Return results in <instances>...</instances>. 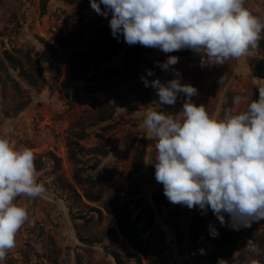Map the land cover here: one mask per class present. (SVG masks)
<instances>
[{
    "label": "rangeland",
    "instance_id": "374dc122",
    "mask_svg": "<svg viewBox=\"0 0 264 264\" xmlns=\"http://www.w3.org/2000/svg\"><path fill=\"white\" fill-rule=\"evenodd\" d=\"M245 6L264 18V0H245ZM110 19L111 14L98 15L90 0H0V55L8 51L30 70L29 60L42 65L37 86L19 76L20 69L7 66L0 71V136L17 148L32 149L38 182L46 187L42 197L18 198L27 206L29 219L17 233L15 248L0 264H119L114 253L125 264H149L150 258L157 264H217L209 258L216 251L229 264L234 254V264H249L252 258L264 264V220L236 231L227 223L222 226L210 209L202 215L199 208L172 204L164 196L163 185L151 170L156 141L143 122L148 110L178 113L184 95L175 106L159 103L156 91L145 87L141 77L151 70L149 80L176 78L171 69L157 66L167 54L130 46L122 35L113 37ZM118 46L109 60L90 66L87 73L78 67V78L73 76L77 51L100 56ZM171 54L179 58L172 67L180 73L181 83L198 90L193 102L204 104L210 114L222 117L228 110L243 111L246 105L233 103L238 95L258 99L254 71L264 72L261 49L222 66H201V55L187 49ZM146 61L151 64L147 66ZM105 77L138 107H124L102 92L99 87ZM102 103L114 107L106 121L100 120ZM70 141L77 143L73 150ZM106 142L111 144L108 153L96 156L92 149ZM49 153L60 159V166L47 160ZM77 174L83 179L92 175L103 184L98 188L78 184ZM116 189L123 190L120 204L131 213L147 246L148 256L140 255L141 263L132 256L137 254L133 242L109 236L118 226L103 205ZM84 190L100 192L102 201L86 200ZM156 196L164 201L160 207ZM92 208L101 209L102 214ZM225 220L230 222L227 214ZM209 224L217 229V237L210 235ZM253 245L258 255L247 250Z\"/></svg>",
    "mask_w": 264,
    "mask_h": 264
},
{
    "label": "clouds",
    "instance_id": "9594fccd",
    "mask_svg": "<svg viewBox=\"0 0 264 264\" xmlns=\"http://www.w3.org/2000/svg\"><path fill=\"white\" fill-rule=\"evenodd\" d=\"M90 7L105 18L111 14L112 36L122 35L128 45L166 54L191 50L201 55V66L246 58L264 39V18L254 15L245 0H90ZM178 62L169 55L157 63L175 73L167 82L147 79L151 70L141 77L145 87L156 91L160 104L175 106L184 95L178 113H146L144 127L156 141L155 179L170 203L199 208L201 214L210 209L232 230L251 227L264 220V79L257 78L258 99L235 96L234 105L246 107L221 117L193 102L198 90L181 83L172 67ZM35 159L31 148H17L0 136V261L15 248L17 233L29 219L27 206L18 198L46 193L38 182ZM208 228L213 238L219 235L211 224ZM247 250L259 254L254 245ZM217 264L229 261L219 258ZM249 264L261 262L252 258Z\"/></svg>",
    "mask_w": 264,
    "mask_h": 264
},
{
    "label": "trees",
    "instance_id": "16d2710c",
    "mask_svg": "<svg viewBox=\"0 0 264 264\" xmlns=\"http://www.w3.org/2000/svg\"><path fill=\"white\" fill-rule=\"evenodd\" d=\"M121 46L113 47L111 49L105 50L100 56L97 53H94L93 51H85L80 50L75 53V66L72 69L73 76L78 78L77 72L78 67L83 72L87 73L90 66H97L100 65L107 60L111 56L114 55L117 49H119ZM49 50L54 52V48L52 45L48 44ZM256 49H261L264 52V41L259 42V46ZM169 55H174L171 53H168L165 56V60ZM179 56V55H178ZM164 60V61H165ZM30 69L25 67L24 62L22 59H19L15 56H13L10 52L5 51L3 55H0V71L7 68V66L12 67V69L17 70L20 69L19 76L23 77L30 85L37 86L38 80L41 75V68L42 65L39 63V61H31L29 60ZM32 62V63H31ZM147 66H149L151 63L148 61L145 62ZM162 70V69H161ZM35 73H38L36 76ZM254 75L257 78L264 79V72L258 71L257 69L254 71ZM100 90L102 92H106L110 95V97L114 100L120 101L122 103V106L127 108H137L138 106L133 105L130 103L120 92L117 86L113 85V81L110 77H105L103 83L100 85ZM108 107V108H107ZM114 112V107L102 103L99 105V113H100V120L106 121L109 119L111 114ZM84 137H81L83 139ZM74 141H70L69 147L70 150L72 149L73 145H76ZM111 148V144L109 142H106L102 147H95L92 149V152L96 156H105L108 151ZM47 160L49 162H54L57 166H60V159H58L53 153H49L47 156ZM152 173L155 175V167L152 165ZM75 180L78 184L81 185H87L91 188H98L101 187L103 182L100 180L95 179L92 175H89L86 177V179H83L81 175L77 174L75 177ZM123 192L122 189H116L114 192V197L109 198L103 205V209L116 217L117 221V230H111L109 236L118 238L119 236H122L123 238L133 242L134 247L137 251V254H133L132 256L137 260L138 263H141L140 255L148 256L147 253V246L143 243L141 239V231L137 229L136 222L132 219L131 213L124 207V205L120 204L121 199V193ZM79 196L78 194H76ZM83 197L94 203H99L102 201V195L100 192L94 193L91 191L84 190L83 191ZM155 202L158 207L162 206L164 204V201L160 199L159 196H156ZM93 211L102 214V210L98 208H92ZM203 215V214H202ZM179 231V229H178ZM115 259L119 264H125L122 260V257L118 253H114ZM209 258H211V263L218 261L219 258H224V255L221 253H218L216 251L214 254L210 255ZM149 264H157L156 261H154L152 258L149 259Z\"/></svg>",
    "mask_w": 264,
    "mask_h": 264
}]
</instances>
